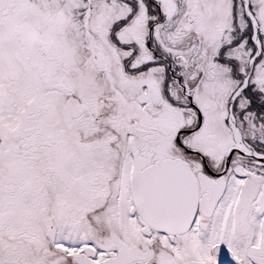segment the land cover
Segmentation results:
<instances>
[{"label":"snow or ice","instance_id":"6c2138e0","mask_svg":"<svg viewBox=\"0 0 264 264\" xmlns=\"http://www.w3.org/2000/svg\"><path fill=\"white\" fill-rule=\"evenodd\" d=\"M0 264H264V0H0Z\"/></svg>","mask_w":264,"mask_h":264}]
</instances>
